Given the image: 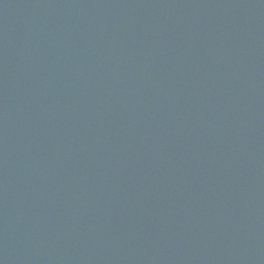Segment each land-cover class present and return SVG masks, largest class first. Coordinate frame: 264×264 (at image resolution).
Wrapping results in <instances>:
<instances>
[{
    "label": "water",
    "instance_id": "water-1",
    "mask_svg": "<svg viewBox=\"0 0 264 264\" xmlns=\"http://www.w3.org/2000/svg\"><path fill=\"white\" fill-rule=\"evenodd\" d=\"M0 264H264V0H0Z\"/></svg>",
    "mask_w": 264,
    "mask_h": 264
}]
</instances>
